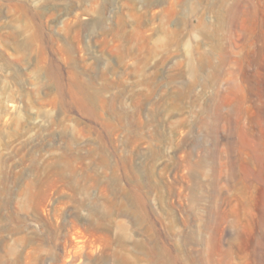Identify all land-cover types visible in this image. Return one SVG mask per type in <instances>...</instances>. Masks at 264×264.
<instances>
[{
	"label": "rangeland",
	"instance_id": "1",
	"mask_svg": "<svg viewBox=\"0 0 264 264\" xmlns=\"http://www.w3.org/2000/svg\"><path fill=\"white\" fill-rule=\"evenodd\" d=\"M0 264H264V0H0Z\"/></svg>",
	"mask_w": 264,
	"mask_h": 264
}]
</instances>
